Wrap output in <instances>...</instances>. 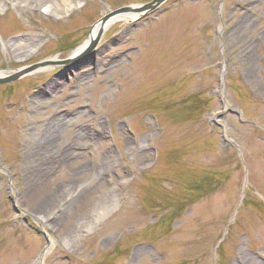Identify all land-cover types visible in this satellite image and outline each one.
Instances as JSON below:
<instances>
[{
	"label": "rangeland",
	"instance_id": "1",
	"mask_svg": "<svg viewBox=\"0 0 264 264\" xmlns=\"http://www.w3.org/2000/svg\"><path fill=\"white\" fill-rule=\"evenodd\" d=\"M151 1L0 13V79L39 65L0 84V264H264V0H168L61 63Z\"/></svg>",
	"mask_w": 264,
	"mask_h": 264
},
{
	"label": "water",
	"instance_id": "2",
	"mask_svg": "<svg viewBox=\"0 0 264 264\" xmlns=\"http://www.w3.org/2000/svg\"><path fill=\"white\" fill-rule=\"evenodd\" d=\"M168 0H153L145 5L139 6V7H123L114 11H111L110 13L106 14L105 16H103L97 24H99L101 27H105L106 23L108 21H110L112 18H114L115 16L121 15V14H126L129 13L131 11H133L134 8H137L135 11L139 12V14H148L151 13L155 10H157L160 6H162L164 3H166ZM104 34V31L102 29H100L99 33L93 37L90 38L81 45V49L76 53L71 55L70 57H68L67 59L63 60L61 63L67 67H78L81 64H85L86 60H90L91 58H94V53L95 50L99 44V42L101 41V38ZM78 47V48H79ZM39 65H34L31 67L26 68L25 70L20 71L18 74L14 75L13 77L10 78H6V79H0V84L3 83H8V82H12V81H16L18 80L22 75L31 72L33 70H35L36 68H38ZM14 203V201H13ZM40 234H42L46 240L49 242V238L47 236V233L44 231H38Z\"/></svg>",
	"mask_w": 264,
	"mask_h": 264
},
{
	"label": "bare ground",
	"instance_id": "3",
	"mask_svg": "<svg viewBox=\"0 0 264 264\" xmlns=\"http://www.w3.org/2000/svg\"><path fill=\"white\" fill-rule=\"evenodd\" d=\"M38 3H43L46 5V13L49 15H58V5L57 4H52V3H46V0H36ZM71 0H63V2L65 3H69ZM15 4V0H6L2 5H0V13H2L3 11H5L6 7L8 6H12L14 7ZM135 10L137 8H134ZM133 9V11L126 13V14H121L118 16H115L114 18H112L110 21H108L105 25V27H101L99 24H96L91 32L90 38L95 37L100 29H102L104 32L115 22L119 21V20H128V21H134L138 16H139V12H136ZM3 48L5 51H10V49H12L13 51V56L18 59L19 61H23V59L25 60L26 58L31 57L32 55H34L38 49H39V44H37L36 42H34L33 40H19L16 39L15 41H13L12 43H7V42H3ZM81 47V46H80ZM76 48L73 52V54H76L81 48ZM5 75V73L3 71L0 70V78L3 77ZM38 220V219H37ZM43 220V219H42Z\"/></svg>",
	"mask_w": 264,
	"mask_h": 264
}]
</instances>
